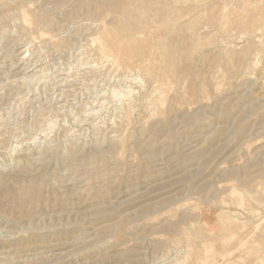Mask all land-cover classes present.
Listing matches in <instances>:
<instances>
[{"label":"rangeland","instance_id":"rangeland-1","mask_svg":"<svg viewBox=\"0 0 264 264\" xmlns=\"http://www.w3.org/2000/svg\"><path fill=\"white\" fill-rule=\"evenodd\" d=\"M0 264H264V0H0Z\"/></svg>","mask_w":264,"mask_h":264},{"label":"bare ground","instance_id":"bare-ground-1","mask_svg":"<svg viewBox=\"0 0 264 264\" xmlns=\"http://www.w3.org/2000/svg\"><path fill=\"white\" fill-rule=\"evenodd\" d=\"M128 9V8H127ZM124 11V10H123ZM128 11L126 10V13H127ZM37 19V18H36ZM125 21H126V19H125ZM127 23V22H126ZM124 25H125V23H124ZM101 35V34H100ZM97 37V36H96ZM97 38H99V37H97ZM94 39V38H93ZM96 39V38H95ZM99 40L100 41H97L98 42V44L99 43H101V39L99 38ZM103 42L105 43L106 41L105 40H103ZM107 43H109V42H107ZM110 44V43H109ZM101 45V44H100ZM103 47V46H102ZM104 47H107V45L106 44H104ZM71 77V76H70ZM69 77V78H70ZM69 81V80H68ZM70 82V81H69ZM41 101V100H40ZM56 101H58V100H56ZM32 157V156H31ZM36 167V166H35ZM226 234V233H225ZM225 251H227V250H225Z\"/></svg>","mask_w":264,"mask_h":264}]
</instances>
